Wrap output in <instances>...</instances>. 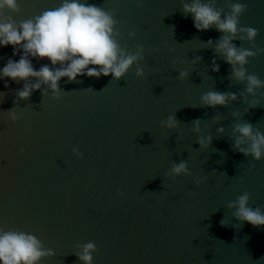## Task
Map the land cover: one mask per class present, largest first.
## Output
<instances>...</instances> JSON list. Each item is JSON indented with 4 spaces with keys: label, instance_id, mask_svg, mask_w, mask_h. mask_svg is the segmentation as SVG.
<instances>
[{
    "label": "water",
    "instance_id": "95a60500",
    "mask_svg": "<svg viewBox=\"0 0 264 264\" xmlns=\"http://www.w3.org/2000/svg\"><path fill=\"white\" fill-rule=\"evenodd\" d=\"M88 2L114 12L123 47L134 52L143 46L139 66L144 75L136 76L133 65L118 80L80 76L69 82L64 77L59 99L36 90L17 105L13 101L23 81L6 77L8 88L0 81L5 93L0 103V228L32 233L54 251L39 264H83L74 253L80 251L77 244L88 241L96 244L93 264H264V226L236 220L235 208L228 206L247 191L249 205L264 211V159L231 150L235 124L251 122L264 132V98L247 112L242 97L215 108L200 101L209 90L239 94L246 88V81L232 79L231 66L206 43L222 33L214 26L194 28L191 14L183 12L191 0ZM204 2L226 14L237 0ZM238 2L247 6L240 25L256 28L254 42L264 48V0ZM18 3V12L4 13L17 23L58 7L61 0ZM233 43L251 47L239 39ZM10 56L11 45L0 48V67ZM196 56L202 60L193 65ZM213 57L218 72L210 68ZM45 62L33 59L37 68ZM180 68L189 72L183 80L178 79ZM246 68L264 80V52L249 57ZM261 92L264 87L256 95ZM12 108L18 120L9 118ZM236 111L239 116L233 115ZM169 115L180 122L178 129L161 125ZM197 118L199 134L191 130ZM220 126L222 134L217 133ZM197 135H211L212 143L201 148ZM180 160L187 161L191 175L166 176L173 161Z\"/></svg>",
    "mask_w": 264,
    "mask_h": 264
},
{
    "label": "clouds",
    "instance_id": "9594fccd",
    "mask_svg": "<svg viewBox=\"0 0 264 264\" xmlns=\"http://www.w3.org/2000/svg\"><path fill=\"white\" fill-rule=\"evenodd\" d=\"M141 0H137L139 4ZM246 5L231 2V10L222 14V10L213 7L211 2L204 0H191L183 4L185 16L191 14L193 26L198 31L209 30L213 26L222 33L216 39H208L207 45L214 48L224 61L231 66V77L236 81H246V88L239 94L235 91L220 92L209 90L201 94V106L215 108L217 105L227 106L229 102L242 97L247 107L244 112L260 105L264 92L256 95L258 89L264 87V80L256 74L248 73L246 65L248 58L264 52V48H257L255 37L258 30L251 26L240 25V16L244 13ZM5 10L19 11L18 0H0V48L11 45L12 56L0 67V81L4 87H9L5 78L13 81H23L21 88L16 90L14 104L31 97L34 91L39 90L42 95L49 92L51 97L60 98V80L66 77L69 82L76 81L80 76L96 77L111 75L118 80L125 76L130 67L137 65L136 76H143L144 69L139 66V61L144 60V48L137 45L136 50L129 51L120 43V33L115 26L114 12L105 10L88 0H61L58 7L42 11L39 15L30 17L17 23L11 16L5 17ZM135 36L134 31L128 37ZM247 41L251 47H238L234 40ZM255 49V50H254ZM170 51H175L170 48ZM153 51H158L153 49ZM19 57L14 59L13 57ZM47 58L48 62L42 63L39 68L33 64V59ZM202 57L196 56L191 63L195 65ZM181 63H184L181 61ZM176 61H173L175 69ZM210 68L213 72L220 70L216 58H212ZM186 68L178 70V79L188 77ZM32 78H35L34 80ZM247 95H246V94ZM5 93L0 91V103L3 102ZM248 96L254 98L249 100ZM12 109L7 110L11 120H18L20 116ZM239 116L240 112L233 113ZM219 120L220 117H215ZM161 125L168 129H178L180 122L175 115H169L161 121ZM191 130L201 132V120L195 119L191 123ZM224 132L223 126L217 128V133ZM235 136L231 150L242 153L245 157L251 156L254 160L264 159V132L255 128L251 122H240L234 125ZM196 142L201 148L212 143V136L197 135ZM24 149L21 148V152ZM73 152L81 157L83 154L73 147ZM213 171H216L213 169ZM166 176L176 177L191 175L186 160L173 161ZM204 178L196 181L202 183ZM122 195V194H121ZM250 194L245 191L229 207L235 208L233 213L238 221L248 222L254 227L264 226V211L257 205H249ZM220 225L227 226V221L221 219ZM234 228L238 225H234ZM80 251L75 252L77 260L83 264H93V255L96 244L88 241L77 244ZM52 249H45L43 243L36 235L19 230H4L0 228V264H39L42 257L52 256ZM264 258V257H261ZM260 258V259H261Z\"/></svg>",
    "mask_w": 264,
    "mask_h": 264
}]
</instances>
